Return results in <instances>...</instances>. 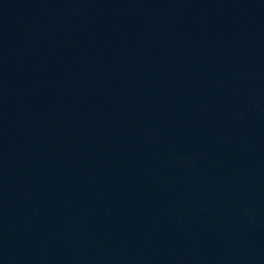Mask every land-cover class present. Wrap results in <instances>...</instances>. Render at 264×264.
Here are the masks:
<instances>
[{
  "label": "water",
  "instance_id": "95a60500",
  "mask_svg": "<svg viewBox=\"0 0 264 264\" xmlns=\"http://www.w3.org/2000/svg\"><path fill=\"white\" fill-rule=\"evenodd\" d=\"M0 264H264V0H0Z\"/></svg>",
  "mask_w": 264,
  "mask_h": 264
}]
</instances>
